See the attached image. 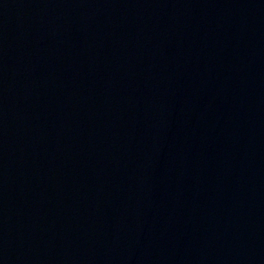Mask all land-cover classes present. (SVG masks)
<instances>
[{
  "label": "water",
  "instance_id": "95a60500",
  "mask_svg": "<svg viewBox=\"0 0 264 264\" xmlns=\"http://www.w3.org/2000/svg\"><path fill=\"white\" fill-rule=\"evenodd\" d=\"M0 264H264V0H0Z\"/></svg>",
  "mask_w": 264,
  "mask_h": 264
}]
</instances>
